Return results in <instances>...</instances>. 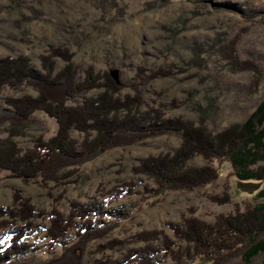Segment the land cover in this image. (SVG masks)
<instances>
[{"label":"rangeland","instance_id":"obj_1","mask_svg":"<svg viewBox=\"0 0 264 264\" xmlns=\"http://www.w3.org/2000/svg\"><path fill=\"white\" fill-rule=\"evenodd\" d=\"M114 1L122 14L119 21L109 23L85 0H0V59L27 56L31 67L40 70V55L51 49L67 48L73 54V65L80 72L89 66L96 73L118 70L127 84L135 82L139 67L146 74L169 69L172 77L155 79L144 88V111L147 107L160 108L166 119L183 118L195 123L204 117V124L215 133L250 116L264 97V0ZM229 42L233 43L238 58L252 61L262 70L257 94L249 93L251 72H226L224 68L229 63L219 57L203 69L202 62L194 57V50L208 56L219 43ZM200 58L205 56L200 55ZM55 62L56 72H59L64 62L60 59ZM218 68L223 73L217 74L221 81L216 80L219 82L216 84ZM98 92L94 90L88 96L94 97ZM133 94L132 89L124 88L119 96ZM22 95L35 96V92L31 89L16 94L4 88L0 108H6V98ZM31 120L25 133L14 139L22 150L30 149L37 138H51L57 130L55 120L43 112L34 113ZM3 131L1 136L5 137L7 134ZM71 135L79 141L83 138L81 133ZM180 142L176 136L163 135L109 149L69 177L71 184L54 187L51 194L59 200L57 204L39 183H23L9 172L1 171L0 209L12 205L15 191H20L40 210L50 211L55 205L64 215L72 202L106 203L107 214L124 219L104 239L90 244L82 262L92 264L93 260L119 261L130 251L141 249L144 243L135 240L140 233L161 231L172 242H177L170 225H180L190 216L213 223L218 215L234 212L236 205L244 209L247 203L262 202L255 198L262 188L261 182L238 181L227 164L219 166L218 180L199 190L164 191L153 196L156 190L153 181L134 175L132 170L143 159L172 153ZM204 163L202 158H195L190 165L202 167ZM130 182L138 185L132 195L115 198L110 194L114 188ZM224 193L230 196V203L214 201L213 198H222ZM37 223L40 230L26 240L27 259L34 264L58 258L62 253L60 244L53 248L48 246L45 235L48 221L38 220ZM71 238L70 234L64 242L71 245ZM115 239L122 241L123 246L110 250L108 243ZM160 242H156L155 247H159ZM73 255L82 256L79 252ZM161 255L155 257L154 264H173L170 258ZM195 264L208 263L200 258Z\"/></svg>","mask_w":264,"mask_h":264},{"label":"trees","instance_id":"obj_2","mask_svg":"<svg viewBox=\"0 0 264 264\" xmlns=\"http://www.w3.org/2000/svg\"><path fill=\"white\" fill-rule=\"evenodd\" d=\"M85 1L109 23L119 21L122 11L116 1ZM194 51L203 69L219 57L229 63L231 70L224 68L226 72H251L249 93L257 94L262 70L254 62L238 58L233 43H219L208 56ZM72 58L67 48L51 49L40 55V70L31 67L27 56L0 59V95L4 88L16 94L31 89L35 92V96L8 97L4 101L6 108H0V172H9L23 183H39L57 204L59 200L51 194L54 187L71 184L69 177L109 149L131 146L156 136H176L181 140L176 150L143 159L132 170L134 175L153 181L156 186L153 196L164 191L199 190L218 180L219 166L227 164L238 181L261 182L262 188L255 198L262 202L247 203L244 209L236 205L234 212L218 215L213 223L190 216L180 225H170L177 242L161 231L140 233L135 240L144 243L141 249L130 251L119 261L93 260L92 264H154L159 254L170 258L173 264H195L200 258L208 264H264V97L245 121L215 133L204 124V117L195 123L183 118L166 119L160 108L143 110L144 88L155 79L172 77L171 70L157 69L146 74L139 67L135 82L127 84L118 70L96 73L89 66L80 72ZM56 59L64 62L59 72ZM222 73L218 68L216 84L219 83L216 80L221 81L217 74ZM124 88L132 89L134 94L120 97ZM94 90L98 94L88 96ZM36 112L55 120L56 133L49 139L37 138L30 149L22 150L14 139L31 126V116ZM1 130L7 134L5 137L1 136ZM72 132L83 134L82 140L72 137ZM195 158H202L205 165H190ZM137 186L126 183L110 194L115 198L130 196ZM144 189L148 191L147 186ZM213 199L220 204L231 201L227 193ZM106 206L97 201L72 202L64 215L55 205L50 211L40 210L20 191H15L12 205L0 209V264H34L27 259L26 240L40 230L38 220L48 221L45 228L48 246L62 247L58 258L39 264H83L90 244L104 239L124 219L107 214ZM70 234L73 242L68 245L64 241ZM156 242H160L159 247H155ZM122 246L123 242L116 239L108 243L110 250ZM78 252L81 258L73 255Z\"/></svg>","mask_w":264,"mask_h":264}]
</instances>
